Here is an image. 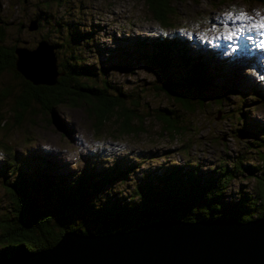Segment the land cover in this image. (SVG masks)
Instances as JSON below:
<instances>
[{
	"label": "rangeland",
	"instance_id": "1",
	"mask_svg": "<svg viewBox=\"0 0 264 264\" xmlns=\"http://www.w3.org/2000/svg\"><path fill=\"white\" fill-rule=\"evenodd\" d=\"M172 7V18L163 24L149 15L142 0H0V14L10 23L6 29L9 44L34 48L45 33L49 40L66 36L56 34L50 25L28 30L37 12L42 18L56 21L62 17L74 28L91 30V40L82 43L79 50L98 72L103 67L98 84L102 86L99 78H104L105 72V78L126 93L127 101L138 99L148 115L144 119L146 130L133 135L118 132L113 120L103 131H96L86 110L80 107L58 106L55 116L39 107L32 122H24L20 128L0 129V165L2 158H7L6 146L12 148L18 163L25 159L31 169L42 170V159L52 162L67 181L80 169L132 165L134 170L127 178L99 193L106 198L129 195L142 177L155 171L161 174L172 163L187 166L195 162L204 174L215 165L231 167L241 162L244 169L256 163L253 157L257 158L258 146L252 143L264 125V29L254 25L264 19L263 5L248 0H173ZM241 13L243 16L237 19ZM154 38L175 42L174 54L178 46L187 47L188 57L207 67L211 78L208 94L212 95L204 107L185 112L173 103L172 94L160 89L168 78L180 81L179 76H184L180 68L172 65L160 71L135 54L127 55V50L135 49L136 40L150 42ZM146 47L142 50L150 48ZM61 55L65 57L59 50V59ZM198 55L201 59L195 58ZM191 60L189 63H193ZM16 82L5 72L0 88ZM223 85L233 92L222 89ZM9 105L8 100L1 105L7 119ZM163 107L176 111L186 126L185 133L173 137L163 131L154 118V110ZM2 179L0 175V214L9 205ZM240 187L253 191V176L238 173L227 189L226 200L235 199Z\"/></svg>",
	"mask_w": 264,
	"mask_h": 264
},
{
	"label": "trees",
	"instance_id": "2",
	"mask_svg": "<svg viewBox=\"0 0 264 264\" xmlns=\"http://www.w3.org/2000/svg\"><path fill=\"white\" fill-rule=\"evenodd\" d=\"M142 1L152 18L169 23L174 12L173 0ZM248 1H257L264 7V0ZM34 18L38 19L37 30L50 25L56 34H66L64 38L49 40L45 33L41 38L55 46L56 80L52 85L34 84L17 71L15 49L18 45L7 42L6 29L10 23L0 14V77L7 72L17 81L15 85L7 83L0 88V129L20 128L24 122H32L39 107L55 116L58 106L70 105L85 109L96 131H103L112 120L121 134L137 135L145 131L144 119L148 115L138 99L130 97L127 101L126 93L105 78V72L104 78H99L102 86L98 84V73L103 67L98 72L94 64L83 58L79 48L91 40V30L74 28L73 23L63 21L62 17L56 21L42 18L40 12ZM21 25L19 22L20 28ZM134 43L135 49L127 50V55L135 54L160 71L173 65L184 74L179 76L180 81L168 78L160 87L173 95V103L185 112L204 107L212 95L208 94L211 78L203 63L188 57L187 47L178 46L174 54L176 44L168 38H154L150 42L138 39ZM144 45L151 51L142 50ZM59 50L65 57L61 55L59 59ZM195 58L201 59V56ZM222 89L233 92L226 85ZM6 100L10 101L8 119L1 107ZM154 118L170 136L186 131L181 117L171 108L155 109ZM258 131L260 136L252 143L258 146L257 158L253 157L257 162L244 169L239 162L231 167L215 165L204 174L195 162L187 166L172 163L161 174L155 171L142 177L129 195H106V198L99 193L111 183L127 178L134 170L132 165L80 169L67 181L64 174L57 173L52 162L42 159V170L31 169L25 159L18 163L12 148L6 146L7 158H2L0 175L9 195V205L0 214V261L53 247L66 232L105 235L127 232L160 220L195 222L235 218L247 222L264 217V125ZM242 171L253 176L256 188L247 191L240 187L236 198L227 201V189Z\"/></svg>",
	"mask_w": 264,
	"mask_h": 264
},
{
	"label": "water",
	"instance_id": "3",
	"mask_svg": "<svg viewBox=\"0 0 264 264\" xmlns=\"http://www.w3.org/2000/svg\"><path fill=\"white\" fill-rule=\"evenodd\" d=\"M27 28L37 30L38 19H31ZM54 50L47 39L34 48L16 47L17 71L34 84H54ZM0 264H264V217L247 222L160 220L105 235L66 232L53 247Z\"/></svg>",
	"mask_w": 264,
	"mask_h": 264
},
{
	"label": "snow or ice",
	"instance_id": "4",
	"mask_svg": "<svg viewBox=\"0 0 264 264\" xmlns=\"http://www.w3.org/2000/svg\"><path fill=\"white\" fill-rule=\"evenodd\" d=\"M243 16V13L239 14L237 16V19H240L241 17ZM254 27H258V28H261V29H264V19L261 20V22L258 24V25H254ZM231 33L229 34V39H231Z\"/></svg>",
	"mask_w": 264,
	"mask_h": 264
}]
</instances>
